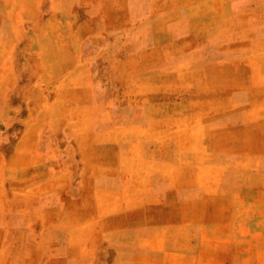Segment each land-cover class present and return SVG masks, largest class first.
I'll use <instances>...</instances> for the list:
<instances>
[{
    "label": "rangeland",
    "instance_id": "rangeland-1",
    "mask_svg": "<svg viewBox=\"0 0 264 264\" xmlns=\"http://www.w3.org/2000/svg\"><path fill=\"white\" fill-rule=\"evenodd\" d=\"M0 8V264H264V0Z\"/></svg>",
    "mask_w": 264,
    "mask_h": 264
},
{
    "label": "crops",
    "instance_id": "crops-1",
    "mask_svg": "<svg viewBox=\"0 0 264 264\" xmlns=\"http://www.w3.org/2000/svg\"><path fill=\"white\" fill-rule=\"evenodd\" d=\"M6 14L4 13V14H2V12H1V8H0V25L2 24L1 22H2V20H5L6 19ZM261 137H262V134H261ZM263 137H264V135H263Z\"/></svg>",
    "mask_w": 264,
    "mask_h": 264
}]
</instances>
